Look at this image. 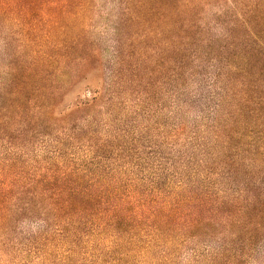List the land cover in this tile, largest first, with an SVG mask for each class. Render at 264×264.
<instances>
[{"label": "rangeland", "instance_id": "374dc122", "mask_svg": "<svg viewBox=\"0 0 264 264\" xmlns=\"http://www.w3.org/2000/svg\"><path fill=\"white\" fill-rule=\"evenodd\" d=\"M118 1L88 0L86 12L74 20L61 17L59 24L24 12L2 19L0 83L6 91L14 83L23 93L19 108L8 112L0 161L38 174L65 158L85 174L123 180V190L196 191L209 204L199 209L201 219L211 220L202 222L195 238L177 234L181 244L167 264H264V208L240 209L256 193L264 198V103L255 117L243 93L249 85L242 88L258 78L264 96V69L240 57L227 67L229 48L208 57L190 50L184 69L176 24L170 27L159 14L130 16ZM254 1L191 0L200 8V23L217 36L222 19ZM77 55L89 59L82 65ZM57 84L63 87L58 111L76 110L63 129L50 107ZM90 90L99 95L96 106L76 109ZM227 157L250 164L244 170L251 182L242 167L229 168ZM228 211L233 217L227 221ZM11 255L2 257L9 261L0 256V264H19Z\"/></svg>", "mask_w": 264, "mask_h": 264}, {"label": "trees", "instance_id": "16d2710c", "mask_svg": "<svg viewBox=\"0 0 264 264\" xmlns=\"http://www.w3.org/2000/svg\"><path fill=\"white\" fill-rule=\"evenodd\" d=\"M87 4L88 0H0V29L5 16L20 12L29 17L49 16L56 24L61 17L74 20L86 12ZM118 4L126 13L132 12L130 16L159 14L164 19L167 17L170 27L176 24V41L184 69L189 64L190 50L193 56L202 57L203 54L220 56L218 53H225L228 48L227 67L234 66L233 61L240 57L246 59V65L264 69V0L244 6L237 16L231 14L227 20L222 19L220 36L200 23L197 17L200 8L191 0H119ZM32 24L25 26L26 38L33 32ZM222 41L227 44H221ZM237 50L241 52L239 55ZM77 59L84 65L89 56L77 55ZM257 80L242 83V88L249 85L243 93L248 95L246 101L253 106L250 112L255 117L264 103V96L257 90L260 87L256 85ZM62 92L63 87L57 84L50 95L51 113L54 112L57 128L61 129L71 121L69 115L76 111L65 114L58 111ZM90 92V99L75 104L76 109L82 105L83 110H92L96 106L99 95L93 90ZM22 93L14 83L10 91L0 83V142L5 135L8 112L19 108ZM88 112L86 116L90 117ZM249 159L255 162L254 157ZM227 163L235 171H240L237 166L242 167L243 177L251 182L250 172L244 170L250 164L245 160L227 157ZM42 169V173L27 174L14 161L7 158L0 161L1 259L13 254L19 264H167L181 244L177 234L195 238L202 222L211 220L210 217L201 219L199 209L209 204L196 191L162 193L157 187L147 192L123 190V180L85 174L86 168L70 166L65 158ZM103 183L106 184L94 188ZM245 185L253 189L248 188L247 182ZM218 206L216 210H220ZM243 206L240 209L264 208V198L256 193L255 199ZM230 217L233 215L228 211L227 221ZM33 221L32 228L22 226L23 222Z\"/></svg>", "mask_w": 264, "mask_h": 264}]
</instances>
